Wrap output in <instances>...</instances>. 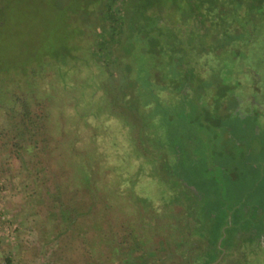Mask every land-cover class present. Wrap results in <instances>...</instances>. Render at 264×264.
Returning a JSON list of instances; mask_svg holds the SVG:
<instances>
[{
	"label": "rangeland",
	"instance_id": "obj_1",
	"mask_svg": "<svg viewBox=\"0 0 264 264\" xmlns=\"http://www.w3.org/2000/svg\"><path fill=\"white\" fill-rule=\"evenodd\" d=\"M251 1L126 0L109 25L108 0H0V80L50 115L46 143L40 131L11 145L31 123L0 136V263L196 264L217 240L214 263L264 264L249 236L264 222V19ZM97 48L113 54L91 64Z\"/></svg>",
	"mask_w": 264,
	"mask_h": 264
},
{
	"label": "flooded vegetation",
	"instance_id": "obj_2",
	"mask_svg": "<svg viewBox=\"0 0 264 264\" xmlns=\"http://www.w3.org/2000/svg\"><path fill=\"white\" fill-rule=\"evenodd\" d=\"M113 3L112 9H109L106 13V15H109L108 21H105L107 24L112 25V22L120 21L121 22V15L118 13V6H122L126 0H108L109 3ZM107 2V1H106ZM118 19V20H117ZM123 28L120 29L123 30ZM96 53H93V57L95 56ZM8 83V85H7ZM7 83L2 80H0V136L4 134L11 133L13 130H21L18 126L23 127L28 125V123H31L32 126V131H30V134H27L26 132H23L22 130L17 133L13 134L12 138L10 139V142L12 143L11 145L15 146L16 149H27L28 146H26L24 143H18V138L24 137L22 140H26L27 138H30L32 140H35V138L38 137L39 132L41 131L43 133V138L47 139V127H48V120H40L41 122L39 123L38 120L29 122V121H23L22 120V113L24 112L25 107H28L31 111L32 114L36 113L38 115H41V113H48L46 110L41 111H33L31 106L29 105V101L25 97H21L17 99V92L21 91V86L19 84H16L15 82H9ZM28 89V88H27ZM33 90L38 89L37 86L32 88ZM53 92L51 91V94L48 95L47 102L53 101L54 98H50ZM15 97V98H14ZM47 106L46 108H48ZM49 114V113H48ZM50 118V115L48 116V119ZM20 123L22 125H20ZM40 125H39V124ZM44 123V124H43ZM20 139V140H21ZM45 143V142H44ZM37 147V146H36ZM42 149H46V146L43 145ZM39 152H37V156H39ZM44 159V158H43ZM256 232V231H253ZM261 243L263 242L262 240L264 239V227H263V232L260 234V236L257 238ZM220 260V259H219Z\"/></svg>",
	"mask_w": 264,
	"mask_h": 264
},
{
	"label": "trees",
	"instance_id": "obj_3",
	"mask_svg": "<svg viewBox=\"0 0 264 264\" xmlns=\"http://www.w3.org/2000/svg\"><path fill=\"white\" fill-rule=\"evenodd\" d=\"M114 3V1H112L111 2V4H113ZM199 3H201V5H203L204 3H205V0H199ZM245 7H246V9H252L253 11H254V13H258L259 15H260V17L262 18V19H264V0H253V1H251V2H248V4L247 5H245ZM193 16H192V21H193V26L195 25V27H196V31H197V34L199 35V34H201V33H203L204 32V27H203V22H204V20H205V15L204 14H202L201 12H200V10H199V12H194L193 14H192ZM158 23L159 24H161V22L160 21H158ZM250 27H252L251 26V24L249 25V26H246L245 28H246V30L247 29H249ZM125 32H130L131 30H133V27H130V28H124L123 29ZM123 30H121V32L123 31ZM127 30V31H126ZM131 34V33H130ZM129 35V34H128ZM176 37H178V35H175ZM151 44H153V47H151V48H149V53H153V54H155V53H159V54H161V51L163 50L162 48L163 47H161V45H162V43H151ZM181 43H169V49L173 52L174 50H175V48H177V46L178 45H180ZM98 49H100V50H98ZM97 52V54L99 53V54H101L100 52H103V54H101L100 55V57L103 59V61L105 60H107V59H109V56L110 55H112L113 53V51L112 52H109L106 48L104 49V48H97V49H91V50H89V52H88V59L90 60V62L89 63H91V64H93L94 63V59H93V53H96ZM117 54V53H116ZM125 54V53H124ZM119 55V54H118ZM120 56V55H119ZM122 57V56H121ZM116 58V57H115ZM182 61V60H181ZM95 64V63H94ZM183 64H181V68H185L184 66H182ZM59 91L55 94L54 93V95H55V97H54V99H58V98H60V96H59V93H61L60 92V88L58 89ZM93 93H94V90H93ZM58 96V97H57ZM64 97V96H63ZM62 97V98H63ZM70 97V96H69ZM66 98H68V97H66ZM70 98H72V97H70ZM73 98H76L75 100H79V98L78 97H73ZM59 100H61V101H63L62 99H59ZM64 100H65V98H64ZM79 105V103H77L76 102V106H78ZM92 107L91 106H87V109H88V114H91V109ZM48 116H49V114L48 113H41V115H38V114H36V113H34V114H32V111L28 108V107H25V109H24V112L22 113V120L23 121H29V122H33V121H36V120H38V122L40 123L41 121L40 120H48ZM86 116H88V115H86ZM44 124V123H43ZM42 142L44 143H46V138L44 139L43 138V140H42ZM88 181H89V178H88V174L85 176V186L87 187L88 186ZM263 227H264V222H263V224H262V226H261V229L258 231V232H253V230H252V232H250L251 234L249 235V236H253V238L255 239L254 240V246H253V248H254V250H256V249H263V251H264V239L262 240L263 242L261 243L257 238L260 236V234L263 232ZM216 243H217V240H215V242L213 243V245H211V249H213L214 250V252H216V255H213V256H209L208 258L207 257H205V258H203L201 261H199V262H197L196 264H229V263H225V262H223V259H221V260H218L217 262H213L215 259H217V256L220 254L219 252L220 251H222L221 249H220V247H217L216 246ZM236 247V242L235 243H232V244H229V246L228 247H226V250L230 253V251H232L234 248ZM263 255H264V252H263ZM264 257V256H263ZM237 262V261H236ZM235 263V262H234ZM85 264H92V262H90V263H85ZM130 264V263H129ZM139 264H147L144 260L143 261H141V262H139Z\"/></svg>",
	"mask_w": 264,
	"mask_h": 264
},
{
	"label": "built area",
	"instance_id": "obj_4",
	"mask_svg": "<svg viewBox=\"0 0 264 264\" xmlns=\"http://www.w3.org/2000/svg\"><path fill=\"white\" fill-rule=\"evenodd\" d=\"M0 218H1V220H2V219H5V217H4L3 215H2ZM0 264H11V263H9V262L7 261V262H2V263H0Z\"/></svg>",
	"mask_w": 264,
	"mask_h": 264
},
{
	"label": "crops",
	"instance_id": "obj_5",
	"mask_svg": "<svg viewBox=\"0 0 264 264\" xmlns=\"http://www.w3.org/2000/svg\"><path fill=\"white\" fill-rule=\"evenodd\" d=\"M253 236H254V235H253ZM253 236H251V237H253ZM253 240H254V238H253ZM238 244H239V243H238ZM238 244H236V246H237ZM226 251H227V250H226V248H225V250H224V253H223V254H225V252H226ZM231 252H233V250H232V251H230V253H231ZM228 253H229V252L227 251V254H225V255H228Z\"/></svg>",
	"mask_w": 264,
	"mask_h": 264
}]
</instances>
